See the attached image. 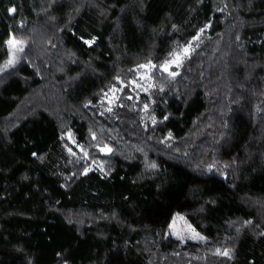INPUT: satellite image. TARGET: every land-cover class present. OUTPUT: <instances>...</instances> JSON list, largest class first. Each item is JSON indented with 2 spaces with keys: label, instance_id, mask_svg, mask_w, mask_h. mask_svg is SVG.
<instances>
[{
  "label": "trees",
  "instance_id": "obj_1",
  "mask_svg": "<svg viewBox=\"0 0 264 264\" xmlns=\"http://www.w3.org/2000/svg\"><path fill=\"white\" fill-rule=\"evenodd\" d=\"M0 69V264H264V0H0Z\"/></svg>",
  "mask_w": 264,
  "mask_h": 264
},
{
  "label": "rangeland",
  "instance_id": "obj_2",
  "mask_svg": "<svg viewBox=\"0 0 264 264\" xmlns=\"http://www.w3.org/2000/svg\"><path fill=\"white\" fill-rule=\"evenodd\" d=\"M13 12V11H12ZM12 38V37H11ZM16 39V38H15ZM17 41H22V40H18ZM23 42V41H22ZM191 45L190 51L187 55H185L183 53V48L181 50H179L178 52H176L177 54L180 55V64L179 66H177L176 64H171L170 67L168 68V71H165L164 68L162 67L163 65H165V63H163L160 67H161V71L163 73H176L178 71V68L181 66V64L183 63V61L191 54L192 50L194 49V43L189 44ZM187 45V46H189ZM11 47V56L9 58L12 59L13 58V53H15V60L17 59V48H19V45L16 46V48H13L12 45H10ZM186 47V46H185ZM174 57L172 56L167 62L173 60ZM142 65H151L149 63L147 64H142ZM153 68L154 67H139L138 69V78L137 80H133V84L135 85V87L143 90L147 87V85H152L153 82ZM182 218V219H181ZM192 230L195 231V233H198L200 236L204 237L206 239V236L204 234H202L201 232H199L185 217L184 215L177 213L175 214V216L173 217L171 223L169 224V228H168V232L171 233L172 235L176 236V237H183V239H191V240H195V241H204V240H199V239H193L191 238L193 235Z\"/></svg>",
  "mask_w": 264,
  "mask_h": 264
},
{
  "label": "snow or ice",
  "instance_id": "obj_3",
  "mask_svg": "<svg viewBox=\"0 0 264 264\" xmlns=\"http://www.w3.org/2000/svg\"><path fill=\"white\" fill-rule=\"evenodd\" d=\"M10 11H13L14 12L15 9H11ZM201 32H203V29L201 30ZM194 39H199V37H194ZM7 43L9 45H12L13 48H16V46L19 45V48H17L16 50L17 51H23V42L22 41H17L15 39V37L10 38ZM86 43H91V41H86ZM190 48H191V45L184 47L183 50H182L183 53L185 55H187L189 53V51H190ZM173 57H174L173 60H171L169 62H166L165 65L162 66L165 71H168V68L170 67L171 64H176L177 66H179V64H180V55L177 54V53H173ZM15 62H16V60H15V53H13V58L7 61L6 65H5V68L13 65ZM140 67H154V66H152V65H141ZM2 70L3 69H0V71H2ZM171 75L174 76V75H176V73H171ZM109 111H111V109H109ZM102 151H111V149H107L106 148V149H102ZM153 167H155V165H153ZM192 232H193V235H192L191 238H193V239H199V240H204L205 239L204 237L200 236L198 233H195L194 230H192ZM180 238L183 239L182 236ZM217 254L223 255V256H229L230 255V252L228 250H225L223 252H220L219 250H217Z\"/></svg>",
  "mask_w": 264,
  "mask_h": 264
}]
</instances>
